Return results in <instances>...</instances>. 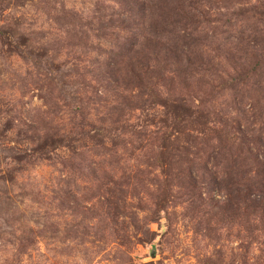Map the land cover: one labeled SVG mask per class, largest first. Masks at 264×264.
<instances>
[{
	"label": "rangeland",
	"instance_id": "1",
	"mask_svg": "<svg viewBox=\"0 0 264 264\" xmlns=\"http://www.w3.org/2000/svg\"><path fill=\"white\" fill-rule=\"evenodd\" d=\"M0 264H264V0H0Z\"/></svg>",
	"mask_w": 264,
	"mask_h": 264
},
{
	"label": "trees",
	"instance_id": "2",
	"mask_svg": "<svg viewBox=\"0 0 264 264\" xmlns=\"http://www.w3.org/2000/svg\"><path fill=\"white\" fill-rule=\"evenodd\" d=\"M166 52H167V50H166Z\"/></svg>",
	"mask_w": 264,
	"mask_h": 264
}]
</instances>
